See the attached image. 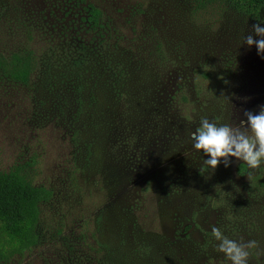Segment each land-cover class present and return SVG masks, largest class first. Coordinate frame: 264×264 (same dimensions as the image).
I'll use <instances>...</instances> for the list:
<instances>
[{
    "label": "rangeland",
    "instance_id": "rangeland-1",
    "mask_svg": "<svg viewBox=\"0 0 264 264\" xmlns=\"http://www.w3.org/2000/svg\"><path fill=\"white\" fill-rule=\"evenodd\" d=\"M256 23L221 0H0V57L33 64L0 75V173L50 191L36 243L0 264H231L213 227L264 264V161L212 171L191 139L264 106Z\"/></svg>",
    "mask_w": 264,
    "mask_h": 264
},
{
    "label": "trees",
    "instance_id": "trees-1",
    "mask_svg": "<svg viewBox=\"0 0 264 264\" xmlns=\"http://www.w3.org/2000/svg\"><path fill=\"white\" fill-rule=\"evenodd\" d=\"M211 1V0H205ZM240 13L264 19V0H221ZM86 23L95 31L101 30L102 11L92 3L85 5ZM33 70L31 59L20 53L9 58L0 57V75L26 84ZM247 166L240 164L245 171ZM50 191L33 186L20 173L11 170L0 173V245L8 243L11 250L30 247L37 241L36 227L40 217V204L47 200Z\"/></svg>",
    "mask_w": 264,
    "mask_h": 264
},
{
    "label": "clouds",
    "instance_id": "clouds-1",
    "mask_svg": "<svg viewBox=\"0 0 264 264\" xmlns=\"http://www.w3.org/2000/svg\"><path fill=\"white\" fill-rule=\"evenodd\" d=\"M252 32L259 39L249 34L243 42L249 47L255 45L257 54L264 59V27L259 23L253 24ZM244 116L246 120H241L236 126L218 125L204 118L200 127L191 133L193 148L209 157L203 163L212 171L221 162L225 167L229 166L230 157L244 161L249 169L259 168L264 161V106L260 107L257 114L246 110ZM211 231L213 238L219 242L215 250L225 254L231 264H248L251 250L259 247L255 240L245 243L229 239L218 227H213ZM260 254L264 252L257 253Z\"/></svg>",
    "mask_w": 264,
    "mask_h": 264
}]
</instances>
